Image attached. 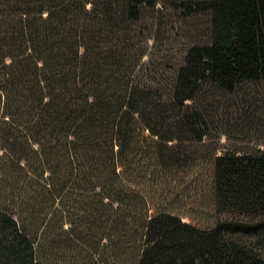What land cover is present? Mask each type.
<instances>
[{"label":"trees","instance_id":"16d2710c","mask_svg":"<svg viewBox=\"0 0 264 264\" xmlns=\"http://www.w3.org/2000/svg\"><path fill=\"white\" fill-rule=\"evenodd\" d=\"M157 4L0 0V264H48L39 246L54 228L72 244L111 240L138 198L128 264H264V149L214 153L209 227L149 211L137 185L156 167L179 177L216 128L217 93L242 102L244 85L264 82V0H174L207 12L208 39L166 72L140 64ZM91 254L81 264H102Z\"/></svg>","mask_w":264,"mask_h":264},{"label":"rangeland","instance_id":"374dc122","mask_svg":"<svg viewBox=\"0 0 264 264\" xmlns=\"http://www.w3.org/2000/svg\"><path fill=\"white\" fill-rule=\"evenodd\" d=\"M164 2L165 7L156 5L160 8L158 12H153L156 27L140 58V64H153L159 72H166L170 66L178 64L189 45L208 39L207 12L197 10L184 13L174 7V0ZM244 88L246 94L242 102L230 94H216V128L200 142L192 143L188 165L178 171L179 177H171L165 182L159 167H156L148 181L143 183L142 179L139 180L137 185H147L153 193L149 199V211L166 205L181 214L183 220L203 227L213 225L220 216L212 203L211 163L214 153L264 149V82L248 83ZM138 201L140 203L135 207L137 212H130L134 221L122 228L120 235H111V240L102 238L98 242L93 232H90L88 242L72 244L66 240L65 235L56 234L59 230L54 228L51 230L53 234L47 232L44 236L39 251L46 253L43 257L48 264L88 263L89 257H93L91 252L102 264H128L135 257L139 244L137 219L143 204L139 198ZM57 207L65 210L64 207ZM23 208L15 203L10 205L14 212L26 215ZM38 232H41V227Z\"/></svg>","mask_w":264,"mask_h":264}]
</instances>
